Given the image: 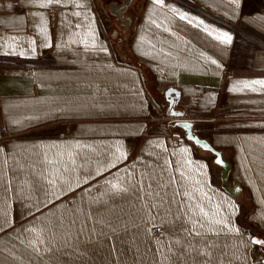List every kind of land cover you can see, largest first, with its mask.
<instances>
[{
	"label": "crops",
	"instance_id": "1",
	"mask_svg": "<svg viewBox=\"0 0 264 264\" xmlns=\"http://www.w3.org/2000/svg\"><path fill=\"white\" fill-rule=\"evenodd\" d=\"M75 2L84 7L0 0V124L11 133L0 146V264H254L250 235L213 234L197 206L215 212L219 204L228 215L231 200L240 227L246 194L255 206L247 215L264 230V88L230 91L264 80V0H240L239 8L231 0H145L133 61L102 32L90 0ZM173 6L230 33L232 43L181 20ZM137 60L164 97L180 92L175 112L200 94L198 111L218 113L211 143L236 185L214 183L211 171L224 166L213 152L196 146L216 167L184 140L174 148L146 134L147 74ZM197 218L206 235L185 231Z\"/></svg>",
	"mask_w": 264,
	"mask_h": 264
},
{
	"label": "rangeland",
	"instance_id": "2",
	"mask_svg": "<svg viewBox=\"0 0 264 264\" xmlns=\"http://www.w3.org/2000/svg\"><path fill=\"white\" fill-rule=\"evenodd\" d=\"M113 3H116L117 6H122L123 4H126V0H96V12L98 15V20L100 23V26L102 27V32L104 30V34L108 37H110L113 41H116V50L119 51L121 54H123V57L125 56L126 59L131 58L133 61V58L131 57L130 53H132V42L133 37L136 31V25L139 24L144 7H145V0H130L127 9L125 10L126 18H131L132 23L130 25H127L123 18L119 16V11L117 9L113 8ZM100 15V16H99ZM137 64L142 67V69L146 68V62H141L137 60ZM143 69V70H144ZM146 75V78L148 77V73L144 70ZM145 83L148 86V89L151 93L152 89L157 90V94L153 93L154 95H160V86L155 82L154 79H144ZM228 80V79H227ZM150 81V82H149ZM217 114V122L216 123H205V126L203 127L204 132L207 134V139L209 141L212 140L214 134L219 132L221 130L220 125V118L218 113ZM1 111H0V118H1ZM203 124V123H202ZM3 126L4 133L0 135V146L5 145V143L8 141V139L11 136V133L9 132L7 126L5 124H0V127ZM173 132H177L179 130L178 128L174 127L171 128ZM147 134V133H146ZM150 135H154L152 133H149ZM195 155L199 158H202L206 162L212 164L214 167H216L214 163V156L212 155H202L200 151L196 148V146L191 143ZM226 169L220 168L214 171L212 170V179L216 185H219L222 179L225 177L226 180L231 185H236L237 181L235 180L231 170L227 172L225 175ZM248 201V204L246 203ZM246 204L245 206H242V204ZM239 205L241 208V212L238 215V222L240 225V228L243 232L250 235V237H256L260 239H264V230L256 224L255 222L251 221L249 216L247 215V211H250L251 208L255 209V206H253V202L251 198H247L246 194H244L243 199H239ZM153 233L155 238H160L162 235V231L159 227L154 226L153 227ZM250 257L251 261L254 264H264V248H262L260 245H254L251 244L250 249Z\"/></svg>",
	"mask_w": 264,
	"mask_h": 264
},
{
	"label": "snow or ice",
	"instance_id": "3",
	"mask_svg": "<svg viewBox=\"0 0 264 264\" xmlns=\"http://www.w3.org/2000/svg\"><path fill=\"white\" fill-rule=\"evenodd\" d=\"M27 2L31 5L34 6H38L41 9H47L50 6L56 5V6H61L63 5L64 7H67V3H65V0H27ZM154 4L157 6H166L165 5V0H153ZM231 3L235 5L236 8L240 7V0H231ZM74 6L77 8H81L84 7L83 4H80L78 2H75L74 0ZM173 11L177 13V15H179V18L181 20H186L189 24H194L196 27H200L203 26V30L208 33L209 35H214L215 38L219 41H221L224 44H231L233 37L230 33L226 32V31H221L219 29H211L210 31V26L206 25L204 20L193 17V18H189V14L186 12H181L180 10L176 9L173 6ZM76 16H79L80 13L76 12L75 13ZM198 21V22H197ZM41 31H46V29H41ZM93 43H95V41H93ZM102 51H107V48H101ZM33 55H35V49L33 48ZM20 55H25V53L23 51L20 52ZM209 59L211 60L212 64H217L216 60H212L210 57ZM242 84L243 87H240L239 85ZM254 85H260L261 88H264V80H253V81H238L235 84H233V86L230 88V91L233 92H239V91H243L244 89H248L250 88L252 91H257L258 89H256L254 87ZM169 94H172V90H169ZM175 114V113H174ZM17 124H19V121H16ZM183 127L185 128H191V125L189 124H184ZM189 138L190 139H194L196 140V143L199 144L200 141L192 136L191 134H189ZM204 147H209L207 144L204 145ZM0 151H3L2 148H0ZM182 151H188L187 148L182 149ZM124 154L121 153V156H123ZM219 157V154H217ZM53 164L59 163V161H53ZM217 163L218 164H223L224 161L221 158L217 159ZM202 167H206V166H202ZM86 182V181H85ZM108 183H111L110 181ZM113 189L115 191H125L126 189H123L121 185H119V183L113 184L112 185ZM237 191H239V189H237ZM226 200L228 198H225ZM198 217H203L204 221L206 223L210 224V228L209 231L213 232V234L215 235H219L220 232L222 231H227L230 234H235L238 236H243L242 234V230L240 227H238L237 225H235L232 221V217L236 215V212L238 210V205H236L234 202H232L231 200H228L227 203V207L231 210L230 213L228 215H221V206L219 204L215 205L216 211L215 212H210L207 211L205 209L204 206L202 205H198ZM192 211H195L194 209H192ZM262 220H264V217H261ZM189 223H191L192 227L191 229H185V231H187L189 233V235H194L196 237H200L202 235H206V233H202L200 231H197V226H199L200 228L204 227V223H202L200 221L199 218L195 219V220H189ZM33 231H35L33 229ZM251 244L254 245H260L262 248H264V239H260V238H256V237H249ZM241 242L243 243V239L241 240ZM177 243H181V241L177 240ZM245 248L248 247L247 244L244 245ZM204 255H210V253H208L207 251H204Z\"/></svg>",
	"mask_w": 264,
	"mask_h": 264
},
{
	"label": "built area",
	"instance_id": "4",
	"mask_svg": "<svg viewBox=\"0 0 264 264\" xmlns=\"http://www.w3.org/2000/svg\"><path fill=\"white\" fill-rule=\"evenodd\" d=\"M90 3L94 8H96V0H90ZM117 6L113 3V8ZM14 7L18 10L21 9L19 3H15ZM264 12V10H263ZM100 16V15H99ZM233 73L228 71L226 73V79L230 80L233 78ZM144 90L148 98V111L151 117V123L148 126L147 134L152 133L154 135H161L166 138L170 146L177 148L181 145V140H184L187 144L193 143L197 146L193 140L187 137V131L178 125L179 122H189L192 125V133L202 139H207V134L204 132L203 127L205 123H216L217 114L216 112H210L207 114H202L198 111L197 105L200 102V94H195L190 97L188 103L181 107L182 115L173 114L169 102L164 97V92L160 95H154L148 89L147 84L144 81ZM203 123V124H202ZM178 128L177 132H173L171 128ZM3 126L0 127V135L4 133ZM209 141V140H208ZM211 142V141H209ZM226 169L229 171L230 167Z\"/></svg>",
	"mask_w": 264,
	"mask_h": 264
},
{
	"label": "water",
	"instance_id": "5",
	"mask_svg": "<svg viewBox=\"0 0 264 264\" xmlns=\"http://www.w3.org/2000/svg\"><path fill=\"white\" fill-rule=\"evenodd\" d=\"M169 90H172V94L170 95L169 94ZM180 96H181V94H180V92L177 90V89H174V88H169L166 92H165V98L167 99V101L169 102V106H170V109H171V111H172V113L174 114H177V115H182V112H179V113H177V112H175V110H174V107H175V105H176V101L177 100H179V98H180ZM184 124H189V125H191L189 122H179L178 123V125L179 126H181L182 128H184L186 131H187V137L189 138V134H191L192 136H194V137H196L199 141H200V143L199 144H197L196 143V140H194V139H191V140H193L194 141V143L196 144V145H198V146H200V147H202V148H204V149H206V150H209V151H211V152H213L214 154H219V157H218V155H217V159L218 158H221L222 159V156H221V153L218 151V150H216L215 148H214V146L212 145V143L211 142H209L208 140H206V139H202V138H199L198 136H195L193 133H192V125H191V128H185V127H183V125ZM190 139V138H189ZM205 144H207L209 147H204V145ZM222 166H224V168H229V164H227L226 162H224L223 164H221Z\"/></svg>",
	"mask_w": 264,
	"mask_h": 264
},
{
	"label": "bare ground",
	"instance_id": "6",
	"mask_svg": "<svg viewBox=\"0 0 264 264\" xmlns=\"http://www.w3.org/2000/svg\"><path fill=\"white\" fill-rule=\"evenodd\" d=\"M130 0H126V4H123L122 6H115V9H117V11H119V16L121 18H123V20L125 21V23H127V25H130L132 23L131 18H126L125 15V10L127 9V6L129 4ZM231 188V187H229ZM233 190V188L231 189Z\"/></svg>",
	"mask_w": 264,
	"mask_h": 264
}]
</instances>
